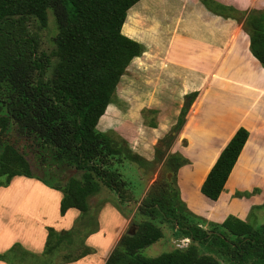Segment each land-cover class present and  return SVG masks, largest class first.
<instances>
[{"label":"trees","instance_id":"1","mask_svg":"<svg viewBox=\"0 0 264 264\" xmlns=\"http://www.w3.org/2000/svg\"><path fill=\"white\" fill-rule=\"evenodd\" d=\"M140 1L0 0V188L8 187L15 177L34 178L63 194L62 217L70 209H78L85 216L90 211V198L100 192L101 185L116 189L119 199H123L119 170L108 167L111 161L120 166L153 165L134 153L126 140L116 142L110 134L98 130L128 67L142 53L140 43L122 32L128 11ZM202 2L213 13L242 25L250 38L252 55L264 68V9L241 12L213 0ZM51 8L56 9L60 18L57 49L53 52L58 63L53 78L45 80L36 40L30 36L18 38L19 30L11 31L9 27L16 24L12 22L15 18H35L45 28ZM32 72L36 75L31 81ZM197 96L194 93L188 97L194 101ZM149 111L157 113L145 109L144 116ZM188 112L183 108L177 124L159 141L155 161L164 156L160 180L139 207L141 221L132 220L134 228L122 236L106 264H221L217 255L238 264H264L263 225L254 227L234 216L222 224L208 222L193 214L183 202L178 175L190 161L180 153L168 152L183 129ZM149 126L158 127L155 123ZM14 131L40 148V159L34 168L9 141ZM249 137L245 128L236 132L204 182V196L219 200ZM44 150H50V156ZM64 166L76 169L82 176L64 179L52 173ZM47 175L57 181L49 182ZM237 196L248 197L250 193ZM255 210H264V204ZM158 219L174 223L181 236L191 240V245L154 258L141 255L142 250L164 238L162 227L154 222ZM48 231L46 254L50 256L60 251L65 242L72 244L77 232L74 229L59 233L53 228ZM199 246H207L210 253L201 255ZM92 252L81 248L75 255L73 251L67 252L63 259L74 262ZM6 258L1 259L12 264Z\"/></svg>","mask_w":264,"mask_h":264},{"label":"crops","instance_id":"2","mask_svg":"<svg viewBox=\"0 0 264 264\" xmlns=\"http://www.w3.org/2000/svg\"><path fill=\"white\" fill-rule=\"evenodd\" d=\"M213 1L241 12L264 9V0L254 5L251 0ZM135 8V35L125 32L129 14L122 32L140 43L142 53L128 67L122 79L129 77V82L124 83H133L130 78L139 74L145 108L160 111L198 93L168 152L180 153L190 161L178 175L183 202L193 214L212 223L222 224L230 216L251 224L264 222V210L253 211L264 204V68L251 53L249 36L236 20L213 13L202 0H142L129 11ZM114 109L124 120L125 130L110 119L102 127L98 125V130L125 135L130 127L127 112L122 104ZM182 109L175 111L171 126L177 124ZM240 128L247 129L250 137L225 191L218 201H212L201 188ZM151 130L160 133L162 128ZM164 134L162 131L158 140ZM132 135L124 136L128 147L154 161L152 142L141 137L134 141ZM26 181L32 184L29 192L18 185ZM238 193L250 196L238 197ZM13 194L19 197L13 198ZM62 198L60 191L34 178L15 177L8 187L0 188V264H10L3 257L12 264H106L125 234L118 233L127 227L126 219L109 204L96 214L99 196L90 198L87 215L70 209L62 217ZM50 209L56 211V224ZM49 228L59 233L77 230L73 237L82 239V248L93 252L74 262L52 263L59 251L54 256L46 254Z\"/></svg>","mask_w":264,"mask_h":264},{"label":"rangeland","instance_id":"3","mask_svg":"<svg viewBox=\"0 0 264 264\" xmlns=\"http://www.w3.org/2000/svg\"><path fill=\"white\" fill-rule=\"evenodd\" d=\"M258 0H251L252 5L255 4V2ZM254 9V8H253ZM136 8L132 9L129 13V18L127 21V24L125 26V32L130 35H135L134 33V26L136 25ZM12 22H16L14 26H10L9 29L13 31L14 29H18L19 31L16 32L18 38H21L23 36H30L31 38L35 39L37 42V56L41 57L44 62V69L46 72V75L44 77L45 80H51L53 78L54 69L58 63L57 58L53 56V52L57 49L56 44V38L60 31V18L55 8H51L49 10V22L47 27L43 28L40 26L39 22L35 18H27L25 21H19V18L13 19ZM135 64V63H134ZM128 74V73H127ZM36 73H31L30 80L32 81L35 77ZM129 78V77H128ZM124 78L119 84V87L117 88L114 98H112V102L110 103V108L107 111L106 116L101 120L99 126H103L106 120L110 119L112 121H115L117 125H119V128H121L123 131L125 122L122 118L117 116L115 114L114 107L116 105H123L126 110V119H129L130 127L124 134L121 133H111L110 135L113 137L116 142H121L123 140L127 141V138L124 136H127L129 133H132L131 136L134 141H136L137 137L142 139H149V142H152V145L155 149L156 153V147L160 140L164 139L171 131V129L175 126H171L174 119H175V111L181 108H185L184 104L186 103L187 99L183 101L180 105L177 104L176 106H168V108L164 111H160L157 109H148L152 111H156L157 113H151L150 111L147 112L144 116L143 112L146 109L144 105V100L141 98V83L140 81V75L134 74L130 78V80L133 83H128L129 79ZM127 83H124L127 81ZM137 82H135V81ZM126 89L128 91L131 90L129 93H125ZM192 99V98H191ZM193 101V99H192ZM190 109V108H189ZM180 116H178L179 118ZM178 122V121H177ZM155 123L158 127L162 128L161 132L163 131L165 134L161 137V139L158 140L159 134L158 132H153L150 128V124ZM171 128L169 129V127ZM156 128V129H157ZM154 136V137H153ZM9 141L21 152L23 153L26 158L31 162L33 165V168L35 167V164L37 163L38 156V150L40 148H37L33 145V143L27 142L25 139H22L17 132H12V134L8 137ZM127 143H129L127 141ZM134 152V151H133ZM44 153L47 156H50L51 151L50 150H44ZM40 159V158H39ZM163 159L164 156L160 158L159 162L152 161L153 165H144L139 166L137 164H131V165H124L120 166L117 164L116 161H111L108 164V167H112L114 169L119 170V179H120V185H121V194L123 196V199H119L120 195L117 194V191L115 189H109L104 185H101L100 192L94 196V198H97L99 196V201L95 202V213L97 214L99 212V209L104 206H107L108 204L112 206L124 219H126L127 227L119 230L120 233H126L128 231H131L134 226H132V220L135 219L137 221H141L140 216H138V210L139 207L142 205L144 199L150 192L153 185L160 180V177L163 173ZM49 161V159H48ZM39 163V162H38ZM52 173H58L60 174L64 179H69L71 177H77L80 178L82 176V173H79L74 168H67L64 166L62 169L55 168L52 170ZM38 173V172H36ZM47 180L51 183H55L57 180L53 179L51 176L47 175ZM39 181V180H38ZM41 182V181H40ZM43 183V182H42ZM23 184L26 189V192H29L30 188L32 187L31 183H18V185ZM44 184V183H43ZM45 185V184H44ZM46 186V185H45ZM37 197H40L36 195ZM13 198L19 197V194H13ZM43 197V196H41ZM124 200V201H121ZM15 202V200H12ZM17 203V202H15ZM101 208V209H102ZM49 209V208H48ZM56 210V208H55ZM53 209L49 210L50 217L53 221V224H56L57 220V214L56 211ZM159 227H162L164 232V238L157 242L156 244L150 246L149 248H146L140 252L141 255L145 257H158L164 253L171 252L176 249L184 250L188 248L191 244V242L187 241L188 239H185L181 236L180 232L178 231L176 225L172 222H166L161 221L160 219L154 221ZM252 225L254 227H260L264 226V222L254 223L252 222ZM77 227V226H76ZM208 227V226H207ZM77 229V228H76ZM264 233V229H261ZM75 241L71 244V242H65L62 249L58 252L56 257L52 260V263H60L63 259V255H65L67 252H74V255L78 252H80V249L82 248V239H74ZM200 254L206 255L210 253V249L207 246H199ZM221 264H238L236 262L231 261L230 258L224 256H216Z\"/></svg>","mask_w":264,"mask_h":264},{"label":"water","instance_id":"4","mask_svg":"<svg viewBox=\"0 0 264 264\" xmlns=\"http://www.w3.org/2000/svg\"><path fill=\"white\" fill-rule=\"evenodd\" d=\"M191 105H192V99L188 98L186 103L184 104V107L189 109V108H191ZM187 241L191 242V240H189V239Z\"/></svg>","mask_w":264,"mask_h":264}]
</instances>
